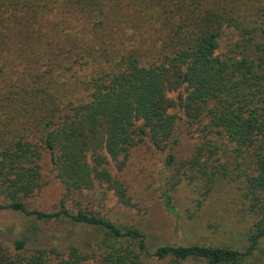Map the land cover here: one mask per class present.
<instances>
[{"label":"trees","instance_id":"16d2710c","mask_svg":"<svg viewBox=\"0 0 264 264\" xmlns=\"http://www.w3.org/2000/svg\"><path fill=\"white\" fill-rule=\"evenodd\" d=\"M48 1L53 6L42 8L45 13L53 14L56 7V13L66 18H89L85 27L90 40L68 39V66H64L82 71L93 65L79 82L88 99L60 103L53 97L37 98L47 95L53 84L48 75L56 65L48 62L42 72L34 74L33 65L42 55L35 45L46 34L41 32L27 44L32 50L24 71L32 78L16 75L0 86V196L6 201L0 210L18 212L34 221L68 220L99 230L103 237L99 247L109 249L100 255L102 264H137L147 254L139 229L118 227L96 214L71 213L63 207L45 213L28 208L26 200L42 186L38 162L44 149L65 194L103 184L119 204L129 206L125 187L111 176L109 162L120 171L128 151L145 139L157 150L174 144L179 118L168 110L178 108L186 125L195 127L203 139L182 164L192 192L203 200L215 182L231 180L227 164L216 157L218 146L208 136L222 138L232 145L233 158L245 160L249 168L243 197L257 220L241 251L196 244L162 245L152 256L170 258L174 264L187 259L203 264H246L264 243V0ZM28 4L36 3L28 0ZM242 9L250 11V18ZM124 18L157 23L158 47L141 53L139 46H124ZM16 28L13 25L11 30ZM44 28L51 29L52 35L65 29V23L57 20ZM225 31L233 33L235 40L218 53V41ZM145 53L151 60L140 62ZM3 70L0 67V75ZM178 89L181 92L177 91L175 100L166 97L167 92ZM172 162L169 155L166 164ZM163 204L175 215L166 194ZM121 243L126 244L114 247ZM23 246V240L13 243L16 252ZM71 252L73 263L81 260L74 249ZM46 253L34 249L28 258H12L0 244V264H49Z\"/></svg>","mask_w":264,"mask_h":264},{"label":"rangeland","instance_id":"374dc122","mask_svg":"<svg viewBox=\"0 0 264 264\" xmlns=\"http://www.w3.org/2000/svg\"><path fill=\"white\" fill-rule=\"evenodd\" d=\"M126 1L121 0V3ZM33 2L36 4H28V0H0V67L4 69V73L0 75V86L6 85L4 81L12 76H25L26 80L32 78L24 71L28 69V55L32 50L27 44L44 32L46 35L38 38L40 42L35 45L36 52H42V55L39 56L38 63L33 65V72H42L48 62L56 66L48 75L53 84L47 89V95L37 98L53 97L60 103L86 101L87 93L79 82L91 72L93 65L82 71L76 70L75 67L67 70L68 67L64 66H68L66 57L69 56L70 49L67 40L79 37L83 41L90 40L91 34L85 27V20L89 18H66L65 15L56 13V7L51 11L53 14L45 13L42 8L53 6L48 0ZM242 11L244 16L250 18L249 10ZM66 19L69 22H66ZM57 20L65 23V29H58V33L49 35L51 29L48 30L44 26H50ZM39 22L42 23L39 25ZM124 22L127 23L122 37L124 46H139L143 50L141 53H144V49L158 47L160 33L157 23L135 18H124ZM13 25L17 26L15 30H11ZM234 40V34L225 31L218 41V53L224 52ZM57 47L60 49H56ZM49 52L51 54L47 55ZM52 54L58 56L54 57ZM52 58L56 61H50ZM139 58L140 62L146 63L152 56L149 57L145 53ZM180 90L169 91L166 97L175 100L179 93L177 91ZM168 112L179 118L174 127V144L157 150L145 139L128 151L120 171H116L113 163L109 162L108 170L111 176L120 180L125 187L126 195L130 199L129 206L119 204L112 191L107 190L103 184L96 183L89 190L65 194L50 165L49 153L43 149L38 162L42 186L35 195L26 200L27 207L45 213L55 212L63 207L71 213L96 214L118 227L139 229L145 237L147 254L140 256L137 264H174L170 258L158 260L152 256L153 250L162 245L196 244L241 251L246 246L247 233L257 220L248 208V200L243 197V180L245 175L249 174L246 161L234 159L231 153L232 145L224 139L208 136L218 146L216 157L220 162L227 164L232 178L230 181L215 182L212 191L203 200L197 199L196 193L191 190L192 186L187 184L183 176L185 169L182 164L203 139L195 131V127L186 125L185 118L178 108L169 109ZM169 155L172 156L173 162L167 165ZM165 194L175 215L165 210ZM5 202L0 196V204ZM20 240L24 241V246L22 251L16 252L13 243ZM102 241L99 230L76 225L68 220L34 221L18 212L0 210V244L12 258H28L34 249H43L47 252L49 264H102L100 255L109 250L99 247ZM124 244L126 243L116 244L114 247H122ZM71 249L75 250L76 256L81 260L73 263ZM176 264L203 262L187 259ZM246 264H264V243L260 244Z\"/></svg>","mask_w":264,"mask_h":264}]
</instances>
